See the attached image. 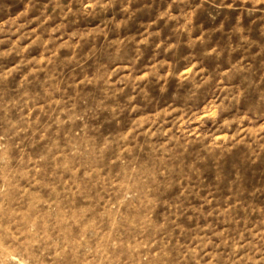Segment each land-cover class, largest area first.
I'll return each instance as SVG.
<instances>
[{
    "label": "rangeland",
    "instance_id": "obj_1",
    "mask_svg": "<svg viewBox=\"0 0 264 264\" xmlns=\"http://www.w3.org/2000/svg\"><path fill=\"white\" fill-rule=\"evenodd\" d=\"M0 264H264V0H0Z\"/></svg>",
    "mask_w": 264,
    "mask_h": 264
}]
</instances>
